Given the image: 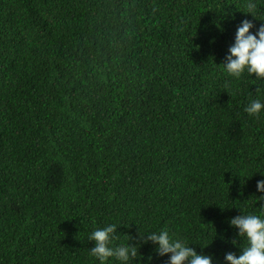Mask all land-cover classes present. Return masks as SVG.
I'll return each mask as SVG.
<instances>
[{"label":"trees","instance_id":"1","mask_svg":"<svg viewBox=\"0 0 264 264\" xmlns=\"http://www.w3.org/2000/svg\"><path fill=\"white\" fill-rule=\"evenodd\" d=\"M245 19L264 0H0V264H100L113 224L130 264H168L161 230L239 255L230 220L264 212V80L221 67Z\"/></svg>","mask_w":264,"mask_h":264},{"label":"clouds","instance_id":"2","mask_svg":"<svg viewBox=\"0 0 264 264\" xmlns=\"http://www.w3.org/2000/svg\"><path fill=\"white\" fill-rule=\"evenodd\" d=\"M247 7L249 13L254 15V5L250 3ZM229 52L227 63L221 66L223 71L237 80L245 74L264 80V24L257 29L251 20L245 19L236 30L235 43ZM245 111L250 116H259L264 112V102L252 100ZM256 188L258 193L264 194V179L257 181ZM260 199H264V195ZM229 223L230 227L238 230L244 244L239 255L231 252L225 255L226 264H264V212L239 215ZM115 231L113 224L97 228L89 236L90 240L95 241L91 254L100 264H106L110 258H115L118 264H130L132 258L137 256V247L110 246ZM148 241L156 246L159 256L169 258L168 264H213L214 256L198 254L187 241L172 238L167 230L152 232ZM231 243L236 246L237 242L233 240Z\"/></svg>","mask_w":264,"mask_h":264}]
</instances>
